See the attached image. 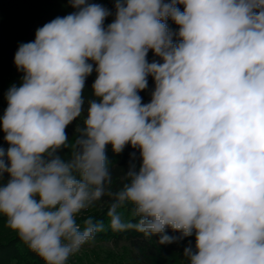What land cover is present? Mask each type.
<instances>
[{
	"label": "clouds",
	"instance_id": "obj_1",
	"mask_svg": "<svg viewBox=\"0 0 264 264\" xmlns=\"http://www.w3.org/2000/svg\"><path fill=\"white\" fill-rule=\"evenodd\" d=\"M68 3L76 11L38 28L14 55L24 75L0 116L7 226L44 264H68L104 231L79 219L112 183L106 146L119 154L130 145L140 162L130 153L126 182L107 192L113 231L134 228L160 244L178 239L168 228L194 234L186 264H264V0H115L107 27L110 10ZM150 50L160 60L149 62ZM126 203L136 223L118 213Z\"/></svg>",
	"mask_w": 264,
	"mask_h": 264
},
{
	"label": "trees",
	"instance_id": "obj_2",
	"mask_svg": "<svg viewBox=\"0 0 264 264\" xmlns=\"http://www.w3.org/2000/svg\"><path fill=\"white\" fill-rule=\"evenodd\" d=\"M88 3L100 4L111 11L105 21L104 26L113 22L115 18V0H88ZM183 11L182 5H177ZM76 9L72 8L68 0H0V93L2 88L8 82V76L14 74L19 76L22 82L24 73L19 71L14 63V55L22 43L34 41L35 32L44 24L50 22L56 17H63ZM170 30L178 32V26L170 19L167 21ZM149 62L160 60L150 50L147 56ZM92 63V61H88ZM93 72L86 78L84 95V114L86 115L88 101L93 99L92 84L96 79L95 64ZM142 103H149L150 93L146 90L140 91ZM7 105L0 97V106ZM6 108V107H5ZM83 126L82 118L78 117L66 128L68 140L71 142L76 136L77 126ZM9 145L6 143L5 149ZM69 149L60 150L59 154L65 157ZM136 152V163L139 164V151L133 149L130 145L126 146L122 153L109 152L107 155L110 162L109 168L112 172V183L107 187L106 194L95 203V206L85 211V214L79 219V222L86 217H92L94 221L103 222L104 231L96 234L92 241L111 240L117 244L125 240L132 248L131 261L134 264H186L184 257L185 247L195 246V235L181 238V233L173 232L170 228L166 229V234L177 237L178 239L171 244H160L159 235L145 237L134 228L125 231H113L110 225L108 211L113 203V197L107 192H116L120 190L126 182L124 173L128 171L131 162L130 153ZM98 204V205H97ZM124 222L136 223L137 218L132 215V205L124 204L117 209ZM0 220H6L0 216ZM0 264H44L42 259L33 253L18 237L16 233L0 238Z\"/></svg>",
	"mask_w": 264,
	"mask_h": 264
},
{
	"label": "rangeland",
	"instance_id": "obj_3",
	"mask_svg": "<svg viewBox=\"0 0 264 264\" xmlns=\"http://www.w3.org/2000/svg\"><path fill=\"white\" fill-rule=\"evenodd\" d=\"M19 79V76L14 74L8 76V82L0 93L2 101L7 102L6 93L8 89L12 85L19 86L21 83ZM146 89L151 96V92L154 89V81L151 76L148 77V87ZM5 107L7 108L5 104L0 106V116L3 115L6 109ZM3 137L4 133L0 131V146L5 148L7 142L4 141ZM109 152H113L111 145L106 146V154H109ZM93 206H95V204ZM84 214L85 212L81 214L80 218ZM14 233L15 232L7 226L6 220H0V238ZM131 252L132 248L125 240H121L117 244L109 239L90 241L86 243L79 252L70 257L68 264H134L131 261Z\"/></svg>",
	"mask_w": 264,
	"mask_h": 264
}]
</instances>
